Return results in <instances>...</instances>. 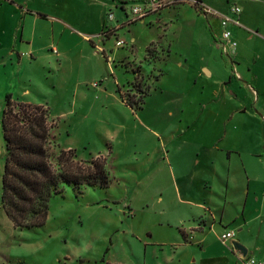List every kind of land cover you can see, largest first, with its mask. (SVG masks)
Wrapping results in <instances>:
<instances>
[{
	"label": "rangeland",
	"instance_id": "rangeland-1",
	"mask_svg": "<svg viewBox=\"0 0 264 264\" xmlns=\"http://www.w3.org/2000/svg\"><path fill=\"white\" fill-rule=\"evenodd\" d=\"M15 1L48 17L25 20L24 32L35 31L27 44L19 41V9L8 4L4 10L0 121L6 93L48 108L57 147L82 161L102 156L111 181L106 188L65 186L51 198L45 224L35 228L14 227L0 203V264H219L230 249L218 238L223 225L206 233L202 248L175 244L173 224L189 214L169 177L170 168L190 166L195 192L223 190V154H261L256 158L264 163V118L241 111L254 101L232 72V54L211 42L217 19L197 15L188 0L132 23L129 6L140 1L128 0L124 8L98 0ZM225 2L205 0L216 11ZM229 3L240 7L248 25L264 29V0ZM248 34L235 32L241 73L264 56L260 36ZM203 66L212 74L203 75ZM248 71L256 81L258 70ZM228 77L234 81L224 84ZM256 103L264 112V98ZM196 154L202 162L215 157L222 174L197 166ZM3 161L0 123V196Z\"/></svg>",
	"mask_w": 264,
	"mask_h": 264
},
{
	"label": "crops",
	"instance_id": "crops-1",
	"mask_svg": "<svg viewBox=\"0 0 264 264\" xmlns=\"http://www.w3.org/2000/svg\"><path fill=\"white\" fill-rule=\"evenodd\" d=\"M98 1L109 2L110 5H113V8H124L128 2V0H126L127 2L125 0H121L122 2H119L118 0ZM201 2L207 5L205 0H201ZM225 3V7L218 10L219 12H226L228 10V7L231 4L229 3V0H226ZM8 4L15 5L20 10H18V13L21 16V19L23 18V24L18 35L19 41L26 42L27 44L30 43L35 37V31L29 27L28 29H25L26 32H24L25 20L28 19L29 22L34 23L35 18H40L39 14H43L45 16L44 18H47L48 15L35 11L33 8H29L27 5L20 2L18 3L15 0H0V40L2 38V31L6 28V16L4 10L7 8ZM193 8L197 15L203 17V14L199 10L194 6ZM162 11L163 10L150 14L147 17L157 15ZM162 17H165V15ZM245 18L246 16H242L241 12L240 22L244 29L243 31L239 29L240 26L230 27L234 40L236 41V31H240L242 35L245 36V39H249L248 32H253L260 36L262 40L261 42L264 44V29H261L256 25H248ZM168 21L170 24L171 18L165 17L163 23H168ZM213 25L214 31L213 27L210 28V30L213 31V41L211 42H213L218 51H220L217 44L219 39L218 36L220 34L218 19ZM11 51L16 52L18 56H21V54H19V49L15 47V45L12 46ZM236 52L237 51L234 50L232 53L231 60L233 64L231 65L229 62L228 63L231 65L232 72L237 80L245 83L246 88L251 93V99L254 101L250 105L243 106L241 111H252L256 116L258 115L263 119V109H260L256 105V102L260 101V97L264 98V56L247 62L246 66L249 68V71L246 70L241 73L239 72L240 68L238 67V65L240 66V63L236 62ZM256 69L258 70L257 80L252 81L250 77H247V71L248 73H251V71H255ZM201 70L203 75V72L208 76L212 74L211 71L204 66ZM231 80V77H228L227 82L224 81V84L231 83ZM227 151L236 152L232 150ZM260 155L261 154H249L248 156H242L241 154H223L221 157L222 161L220 160L225 168L223 169V176L225 179L223 190H218L215 185L212 188L208 186V189L204 190V192H195V189L189 184V180L193 177L196 168H191L190 166L187 168L178 166L176 167V172L173 168H170L169 177L170 180H173L175 183L176 201L182 205V207L184 206V209L189 214V216L181 219L176 224H173L179 233L174 239L176 242L175 244L178 246H185L190 245L192 242H198L202 248L201 240L204 239L206 233L209 232L210 229H217L216 227L221 228L220 226L223 225L224 227L219 229V233L227 229L234 230L236 232V241L245 247L247 255L255 257L258 261L264 264V163L256 158ZM195 156L197 158V166L203 163L204 166L208 168V172H211L213 176L222 174L217 168V161L214 159L215 157L208 159L207 162H202V159L198 160L199 154H196ZM234 161H236V166L233 168ZM211 180L213 181L212 178ZM211 180H208V182ZM220 191L222 192L221 194ZM200 209L202 210L201 212H199ZM229 247L230 249L227 250L226 253H223L216 259L217 263H234L235 255L232 251V247ZM212 260H214L213 257ZM208 261L211 262V258H209Z\"/></svg>",
	"mask_w": 264,
	"mask_h": 264
},
{
	"label": "trees",
	"instance_id": "trees-1",
	"mask_svg": "<svg viewBox=\"0 0 264 264\" xmlns=\"http://www.w3.org/2000/svg\"><path fill=\"white\" fill-rule=\"evenodd\" d=\"M4 99L0 203L14 227L44 225L51 198L61 194L65 186L77 190L108 187L111 179L102 156L82 161L76 159L73 150L57 147L53 134L56 125L48 108L15 101L11 93Z\"/></svg>",
	"mask_w": 264,
	"mask_h": 264
},
{
	"label": "built area",
	"instance_id": "built-area-1",
	"mask_svg": "<svg viewBox=\"0 0 264 264\" xmlns=\"http://www.w3.org/2000/svg\"><path fill=\"white\" fill-rule=\"evenodd\" d=\"M176 1L177 0H142L137 3H133L129 6L130 15L127 23H132L135 20L143 19L152 13H157L162 9L170 7L171 5L176 3ZM188 1H190V3L197 10H199L202 14H204L205 17L209 16L218 19L219 28H220V34L218 36L219 37L218 46L221 53L229 57L234 52L237 45L236 41L232 37L230 27L241 26L240 7L236 4H231L226 12H219L203 4L201 0H188ZM108 18L109 19L114 18V14L112 11L108 14ZM120 43L121 42L117 41L116 45H119ZM52 51L56 53V50L54 48H52ZM232 64L233 63L231 61V65ZM218 238L222 244H226L232 247V251L235 255V261L233 264H262L255 257L249 256L247 255V253L243 255L240 252H236L233 249L232 241L236 240V232L234 230H230V229L224 230L218 235Z\"/></svg>",
	"mask_w": 264,
	"mask_h": 264
},
{
	"label": "water",
	"instance_id": "water-1",
	"mask_svg": "<svg viewBox=\"0 0 264 264\" xmlns=\"http://www.w3.org/2000/svg\"><path fill=\"white\" fill-rule=\"evenodd\" d=\"M232 246H233V249L236 252H240L243 255H245L247 253L245 247L241 243H239L238 241H236V240L232 241Z\"/></svg>",
	"mask_w": 264,
	"mask_h": 264
}]
</instances>
